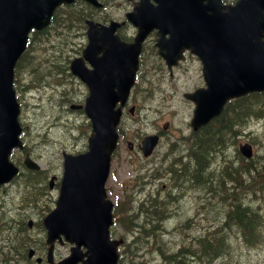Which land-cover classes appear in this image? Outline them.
<instances>
[{
    "label": "water",
    "instance_id": "water-1",
    "mask_svg": "<svg viewBox=\"0 0 264 264\" xmlns=\"http://www.w3.org/2000/svg\"><path fill=\"white\" fill-rule=\"evenodd\" d=\"M71 1L0 0V183L17 172L8 155L12 147L22 146L18 137L19 105L12 86L14 64L26 47L28 32L46 26L56 6ZM156 2L148 8L142 0L134 14L129 15L138 26L130 43L120 41L113 31L96 33L95 25L87 20L88 43L83 56L70 62L71 72L88 86L83 107L92 130L87 150L77 154L63 152L59 196L43 223L50 245L63 234L75 242L73 250L80 244L88 247L89 255L82 264H114L117 259L116 246L121 239L108 237L112 202L105 197L104 182L141 41L153 26L159 29L161 36L156 44L168 65L176 62L184 48H190L201 60L205 86L185 93L194 102L190 120L194 129L218 115L228 99L264 90V0H236L233 4L222 0ZM166 32L168 37L164 36ZM84 59L91 67L85 65ZM118 101L120 105L116 106ZM157 141V134L143 136V155L150 154ZM239 149L251 156L248 143L241 144ZM24 162L38 167L28 154ZM73 250L58 264H74L79 256Z\"/></svg>",
    "mask_w": 264,
    "mask_h": 264
},
{
    "label": "rangeland",
    "instance_id": "rangeland-1",
    "mask_svg": "<svg viewBox=\"0 0 264 264\" xmlns=\"http://www.w3.org/2000/svg\"><path fill=\"white\" fill-rule=\"evenodd\" d=\"M59 31L70 36L75 31V27L69 25L68 28L58 29ZM61 38V34L51 30L48 33V38L45 39L44 49L40 47L44 42L35 41L32 50H34L35 44V51H42L39 54L48 56L51 62H55L60 56L62 59L63 56L62 61L67 63L65 58L72 54V50L69 49L70 43L68 46L64 43L62 49L58 48L57 42ZM152 52L153 50L147 46L143 56V64L139 70V85L134 93L132 91L131 95L130 104H135V110L133 114L126 110L123 122L127 124L126 126L120 124L124 136L120 138L112 154L106 187L114 202L122 199L127 193H131L134 198L140 199L144 193L155 194L157 198H161L170 192L174 197L171 198V205L169 203L170 222L168 228L173 230L177 222L178 225L173 231L168 229L169 233L161 228L157 229L156 242L152 240V243L151 241L143 243L132 255L129 252L123 253V264H127L131 258L135 261L147 260L149 264L160 261L162 256L156 249L157 245L162 246L163 249L165 245H168L172 251L187 239L194 243L195 236L193 234L207 232V230L215 227L216 217L222 215L221 213L226 208L224 205L217 206L214 197H209L210 200L212 199L211 202L206 201L203 189L200 191L192 188L191 184L186 182L188 180H184L179 175L180 169L184 166L181 161L186 158L180 155V151L184 148L180 146L184 144L182 137L187 136L191 130L189 120L193 107V103L185 98L183 93L203 85L200 62L187 56L174 69V75L171 76L161 68L159 59ZM44 68L46 67H41V69ZM24 72L23 76H19V82L15 83L18 99L23 101L22 138L26 141L31 156L46 170L44 171V181H40L41 188L36 195V200H30L28 205L25 204L22 208L21 186L16 185L12 187L13 190L7 196L0 199V202L6 204L4 212L10 215L9 224L5 219H0L1 223L6 222L7 224L0 228L4 235V240L0 237V264L6 260L7 255L13 258V263H15L16 258L22 257L17 256L12 248L7 250L8 244L11 242L16 243L18 240L27 237L30 238V244L27 246L41 243L43 232L39 223L34 224L33 222L31 227L26 226V229L21 230V227L14 225L13 218L26 213L25 222L27 219L34 221L41 219L46 212V206L52 204V197L57 194L55 189L47 188V180L52 173L58 176L61 172L62 150L74 153L77 150L85 149L87 126L88 133L90 131L85 113L81 109L69 108V104L72 102H83L85 96L83 85L73 77L66 76L67 79L64 78L62 85L66 87L65 93H57L53 88H48L46 91H43L42 88L39 91H29L28 86L31 84L25 83L32 76L28 70ZM160 128L164 129V132L157 146L152 155L144 158L137 150L136 142H139L141 135ZM127 139L134 143L133 148H128ZM174 141L176 143L171 147V143ZM244 141L251 144L252 159L262 164L263 167L264 118L257 119L252 115H248L242 125L235 126L233 136L227 140L223 152H218L214 156L212 166L215 165L220 170L223 159H232L237 164L239 160L237 148ZM19 156L20 152H16L15 159ZM176 175L178 178H175ZM40 182H37V185H40ZM170 182H172L171 185ZM251 189L254 188L251 187ZM252 193L250 192L253 197L252 205L259 206L264 220V192L261 197L258 195L256 199ZM16 212L23 213L19 215L15 214ZM27 214L31 216L28 217ZM186 217L200 220V223L197 226L192 221L185 224ZM137 221L141 222L142 217L138 218ZM262 230L264 232V222ZM113 231H116L117 234L124 233L122 228L116 225L113 227ZM133 233L130 231L125 234L127 242H130ZM129 249L136 250V246L130 243ZM225 257L220 259H225L226 264H264V243L259 242L252 245L245 242L233 243L229 249V254Z\"/></svg>",
    "mask_w": 264,
    "mask_h": 264
},
{
    "label": "trees",
    "instance_id": "trees-1",
    "mask_svg": "<svg viewBox=\"0 0 264 264\" xmlns=\"http://www.w3.org/2000/svg\"><path fill=\"white\" fill-rule=\"evenodd\" d=\"M84 12L83 8L76 7V4H69L65 8L55 11L52 21L46 28L32 33L26 50L20 55L15 64L14 83H18L19 76H23L24 71L28 70L32 77L25 84H31L36 88H53L58 91L63 85L64 78L72 77L67 70V63L62 61L63 56L62 59L60 56L58 60L51 62L48 56L39 54L42 51H35V44L34 50H32V47L33 42L40 39L39 41L44 42L40 47L44 49L45 39L48 38V33L51 30L62 36L61 40L57 42L59 49H62L64 43L68 46L71 35L67 36L62 31L58 32V29L68 28L69 25L79 26L85 15ZM65 59H68V57ZM41 67L46 68L41 69ZM248 115H252L257 119L264 118V91L250 92L229 100L219 116L198 129L191 130L187 136L182 137L184 144L180 147L184 148H182L180 154H185L186 158L181 161V164H184V169H180L179 175L184 180H188L186 182L191 184L192 188L200 191L203 189L206 201L211 202L212 199L210 200L209 197H214L217 206L224 205L226 208L221 213L222 215L216 217L215 227L207 230L203 235L195 236L194 243L188 239L184 241L190 243L187 248L178 247L177 252L164 254L160 264H226L225 259L220 260L218 263H213L212 260L229 254V249L233 243L245 242L252 245L257 244L262 239L263 214L259 206L252 205L253 197L250 192H253L255 199L258 195L260 197L263 195L264 166L262 167V164L252 158L245 159L239 152H237L239 158L237 164L232 159H223L220 170L217 166H212L214 156L218 152H223L227 140L234 134L235 126L242 125ZM175 143L176 141L172 142L171 147ZM168 168L170 169V166ZM177 175L175 178H178ZM17 178H19L21 186L20 195L28 205L30 200H36V195L41 188L40 181L45 178L44 171H30L24 175L19 174ZM37 182H40V185H37ZM251 187L254 189H251ZM167 198L151 197L144 199L135 206V211L126 214L125 218L121 219L122 223L128 229L139 227L140 239L156 241L155 238L158 234L155 232V227L160 223L166 225L170 222L169 203L171 205V199ZM22 213L16 212L15 214L20 215ZM140 217H142L141 222L137 221ZM0 219L8 221L10 218L8 219L0 210ZM13 219L15 226L21 227V230L26 229L27 224L24 220V213ZM177 225L178 222L174 227ZM160 228H163V226ZM22 235L24 236V233ZM29 239L24 237L16 243L11 242L10 246L17 255L23 256L27 245L30 244ZM127 264L137 263L130 262Z\"/></svg>",
    "mask_w": 264,
    "mask_h": 264
},
{
    "label": "flooded vegetation",
    "instance_id": "flooded-vegetation-1",
    "mask_svg": "<svg viewBox=\"0 0 264 264\" xmlns=\"http://www.w3.org/2000/svg\"><path fill=\"white\" fill-rule=\"evenodd\" d=\"M102 3L100 6H96L93 4H89V13L94 21L97 23L107 25L112 20L116 22L114 32L119 35L121 39L124 40H132L137 28L136 26L127 18L128 12L131 11V9L139 2V0H98ZM146 1V0H145ZM155 1V0H147ZM224 1H230L234 2L235 0H224ZM157 29H152L150 34L148 35V40L153 43L152 39L154 37V34L156 35ZM185 56L191 57V58H197L196 55L190 52L189 49L186 50ZM126 106L124 107V109ZM182 156H185L183 154ZM171 183V182H170ZM174 197L172 194H170V199ZM70 243L65 241L64 239L59 241L56 239L54 248H53V255L52 259L53 261H57L60 258L66 256L69 253L70 249ZM48 247L46 241L44 248L46 249ZM85 250V248L82 246L81 251ZM37 255V256H36ZM40 256L41 259L37 261V257ZM30 261V264H52V262H48L46 253L44 250L37 252L32 257H27ZM18 264V263H17ZM77 264H80L78 262Z\"/></svg>",
    "mask_w": 264,
    "mask_h": 264
},
{
    "label": "bare ground",
    "instance_id": "bare-ground-1",
    "mask_svg": "<svg viewBox=\"0 0 264 264\" xmlns=\"http://www.w3.org/2000/svg\"><path fill=\"white\" fill-rule=\"evenodd\" d=\"M246 208V207H245ZM234 215V214H233ZM232 218H234L233 216H232ZM236 218V217H235ZM239 218V217H238ZM254 220V219H253ZM252 223V222H251ZM162 245V244H161ZM163 251H164V249L162 248V246H159Z\"/></svg>",
    "mask_w": 264,
    "mask_h": 264
}]
</instances>
